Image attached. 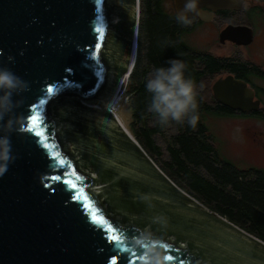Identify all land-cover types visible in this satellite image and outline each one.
<instances>
[{"label": "water", "instance_id": "obj_1", "mask_svg": "<svg viewBox=\"0 0 264 264\" xmlns=\"http://www.w3.org/2000/svg\"><path fill=\"white\" fill-rule=\"evenodd\" d=\"M246 2L198 0L188 15L209 23ZM185 3L175 0L177 15ZM139 25L140 0H0V69L27 82L12 105L0 100V138L14 157L0 177V264H141L143 235L169 264H264V241L177 188L107 110L134 69ZM253 38L230 24L219 39ZM213 94L260 108L232 75Z\"/></svg>", "mask_w": 264, "mask_h": 264}, {"label": "trees", "instance_id": "obj_2", "mask_svg": "<svg viewBox=\"0 0 264 264\" xmlns=\"http://www.w3.org/2000/svg\"><path fill=\"white\" fill-rule=\"evenodd\" d=\"M251 1H257L264 7V0ZM165 2L141 0L137 59L126 86L127 106L132 112L131 132L153 160L161 159V163L154 161L168 176L179 180L182 186L200 198L203 194L212 197L216 192L212 187L217 184L207 181L201 173L204 170L210 173L218 171L212 162L223 159L208 124L209 117L221 116L216 108L218 102L212 86L225 71L235 72V63L244 65V62L219 58L209 52H198L188 43L191 28L183 26L177 21L176 15L168 13ZM249 10L247 4L241 14ZM238 14L225 12L222 15L236 23L234 16ZM259 14L262 13L259 11ZM242 22L251 24L247 18ZM169 59L183 61L186 65L185 77L192 79L197 86L199 120L195 128L189 126L186 120L182 124L171 121L161 126L157 116L148 111L152 94L147 91L146 82L155 69L170 67L167 64ZM168 128L175 132L170 135L166 131ZM156 136H162L167 145L169 158L166 160L163 159L165 152L156 144ZM226 170L237 168L228 163ZM249 172H255L254 182H249L247 186L250 188L243 195L235 193L233 198L217 201L218 206H229L228 210H217L238 227L264 241V172L255 168L249 169ZM195 176L198 179L194 180ZM208 205L213 207L209 202Z\"/></svg>", "mask_w": 264, "mask_h": 264}, {"label": "clouds", "instance_id": "obj_3", "mask_svg": "<svg viewBox=\"0 0 264 264\" xmlns=\"http://www.w3.org/2000/svg\"><path fill=\"white\" fill-rule=\"evenodd\" d=\"M197 4L198 0H186L185 7L176 17L177 21L185 27L190 26L192 19L188 14L197 13ZM167 64L170 67L155 69L146 82L145 87L152 94L148 111L157 116L161 126H166L171 121L182 124L186 120L189 126L195 128L199 120L197 86L192 79L185 77L186 65L183 61L169 59ZM20 84L24 85L22 90L27 88V82L22 81L10 70L0 69V91L4 93L0 100L12 105L13 92L17 91ZM116 106L112 101L107 105V110L113 111ZM0 119H3L2 115ZM10 153L9 137L0 138V177L8 171V165L14 161ZM136 244L144 249L141 264H169L166 249L161 248L159 241L143 235L136 239Z\"/></svg>", "mask_w": 264, "mask_h": 264}, {"label": "flooded vegetation", "instance_id": "obj_4", "mask_svg": "<svg viewBox=\"0 0 264 264\" xmlns=\"http://www.w3.org/2000/svg\"><path fill=\"white\" fill-rule=\"evenodd\" d=\"M169 1L170 0H166V2H165L166 10L168 8ZM171 1H172L174 10L172 13H170L168 10H167V12L177 16V12H176V8H175V0H171ZM247 4H249V6H250L249 11L253 10V8L260 10V12L262 13L260 15L264 21V10H263L264 8H262V7L256 8L258 5L251 4L250 1L247 0V2L244 4L243 9L245 8V6ZM259 6H262V5H259ZM243 9L240 12H230V11L218 12L215 14L213 21L209 22V23H204V22H201L197 19L192 20V24L189 26V28H191V31H192L191 33H194L198 26H204L205 24H211L214 21H218L220 24L227 22V23H231L233 25H240V23H234L233 20H229L228 19L229 17H224L222 14L225 12H228L229 14L241 13V12H243ZM140 19H141V17H140ZM228 25H230V24H228ZM242 25H248V26L252 27V29L254 31V38H253L252 43H250L249 45H237V44H235L233 42H229V41H227L225 43H221L220 39H219V42H220L219 45L220 46H226L227 44H229L233 47V51L227 52V54L225 56H218V57L223 58V59H234L238 62L242 61V62H244V65H239V64L235 63V66L233 67L235 69V72L225 71L224 73H222L218 77L217 80L225 79L226 77L232 75L237 80H241V81L247 83L248 87L254 92L255 101L260 102V108L258 110H252V111L244 112V111H240V110L230 108V107H228V106H226V105H224L218 101H217L218 106L216 108L218 109L219 114L221 115L222 118L257 120L261 123L262 122L264 123V54H262V53L254 54V55H257L259 59L256 58L254 55H253V59H252V56L247 57L244 54V52L249 53V51H252V49H256L258 36H257L256 30H255V26L252 23L251 24L244 23ZM225 28H222L221 31L219 32V38H220L221 32ZM138 35H139V33H138ZM125 53H127L129 55V53H130V46L129 45H128L127 49L125 50ZM137 53H138V48H137ZM127 54H124V55H127ZM120 58H121L120 54L116 55L117 61L120 60ZM212 92H213V86H212ZM255 142H257V141L255 140ZM256 146L260 147V148H258L259 149L258 152L263 156L264 155V139L259 141V143H257ZM218 148L221 152L223 159L212 162V165H214L219 170L215 171L213 173H210L206 170H204V172H201L207 181L209 180L214 185L217 184L215 187H212L213 190L216 191L215 196L211 197L210 195L203 194L202 198H200V197L194 195L191 192V190L190 191L187 190L184 185L182 186V184H180L179 180H176V179L172 178L171 176H168L164 171L163 172L168 176V178L174 183V185L177 188L181 189L182 191H184L185 193H187L191 197L195 198L201 205H203L209 211H212V212L218 214L219 216L224 217L225 219H227L229 221L230 218L228 216L219 213L217 210L220 208H223V210H228L229 206H226V204L224 205V207L218 206L217 201H221V199H223V198L226 200L229 198H233L235 193H241V195H243L250 188V187H247L248 183L254 182L253 178L255 177V172L251 173V172H249V169L255 168V169L262 170L263 172H264V169H262L261 167H258V166H256V167L250 166L249 168H244V169L240 168L232 160L227 158L222 153L220 147H218ZM228 163H231L232 167L237 168V170H226V166ZM196 179H198V177L195 176L194 180H196ZM225 183L231 184V186H227ZM208 202L212 204V206H213L212 208L210 207V205H208ZM231 205H233V204H231ZM230 222H231V220H230Z\"/></svg>", "mask_w": 264, "mask_h": 264}, {"label": "rangeland", "instance_id": "obj_5", "mask_svg": "<svg viewBox=\"0 0 264 264\" xmlns=\"http://www.w3.org/2000/svg\"><path fill=\"white\" fill-rule=\"evenodd\" d=\"M250 3L258 5L256 8L263 7V5L257 1L256 2L252 1ZM167 10L170 13H172L174 10L171 0L168 3ZM259 11L260 10L254 9L251 11H247L243 14L239 13L237 16H234V19H237L236 23L244 24L242 21L245 18H247L255 26V30L258 36L257 47L256 49H252V51H249V53L244 52V54L247 57L252 56V59H253V55L256 53L264 54V21L261 15L259 14ZM140 17H141V0H140ZM228 24L231 23L225 22L223 24H220L218 21H214L211 24L198 26L194 33H190L188 35V43L199 52H209L217 56H225L227 52L233 51V47L229 44H227L226 46L219 45L220 43L219 32L221 31L222 28L227 27ZM254 56L258 58L257 55ZM126 86H127V82L125 87L121 90L123 91L125 89V99L123 101H119L113 113L120 118L121 123H123L124 127L132 134L131 132L132 112L128 109L127 106ZM119 90H120V85L118 87L117 92ZM116 94L113 97V99L116 98ZM208 124L210 126L213 135L216 138L217 144H219L222 153L227 158L232 160L238 167L244 169V168H249L250 166H255V167L258 166L264 169V155L262 156L258 152L259 150L258 148L260 147L256 146V144L259 143V141L264 139L263 122L261 123L257 120H246V119H235V118L227 119V118H222L221 116H216V117H209ZM166 131H168L170 135H172L175 132L170 130V128H168ZM255 140L257 142H255ZM155 141L156 144L159 145L161 149L165 152L163 159L166 160L167 158H169L167 153V145L164 142V138L162 136H156ZM154 160L158 161V163H161V159L154 158ZM157 165L158 167H160V169L163 170V168L159 164Z\"/></svg>", "mask_w": 264, "mask_h": 264}, {"label": "built area", "instance_id": "obj_6", "mask_svg": "<svg viewBox=\"0 0 264 264\" xmlns=\"http://www.w3.org/2000/svg\"><path fill=\"white\" fill-rule=\"evenodd\" d=\"M122 89L120 88V90L117 92V94H116V98H114L112 101L114 102V103H116L117 105H118V103H119V101H123L124 99H125V89L123 90V91H121ZM124 96V97H123ZM127 97V96H126ZM111 101V102H112ZM126 101L128 102V98H126ZM117 107V106H116ZM116 107L114 108V110L116 109ZM114 110L113 111H111L112 113L114 112Z\"/></svg>", "mask_w": 264, "mask_h": 264}, {"label": "snow or ice", "instance_id": "obj_7", "mask_svg": "<svg viewBox=\"0 0 264 264\" xmlns=\"http://www.w3.org/2000/svg\"><path fill=\"white\" fill-rule=\"evenodd\" d=\"M97 31L99 32V29H97ZM49 91L51 92L52 89H49ZM113 239H117L116 237H113ZM169 259H171V257H169ZM113 264H115V262H113Z\"/></svg>", "mask_w": 264, "mask_h": 264}, {"label": "bare ground", "instance_id": "obj_8", "mask_svg": "<svg viewBox=\"0 0 264 264\" xmlns=\"http://www.w3.org/2000/svg\"><path fill=\"white\" fill-rule=\"evenodd\" d=\"M137 59V58H136ZM129 80V79H128ZM128 80H126L125 82H128ZM125 82H124V84H125ZM120 119V118H119ZM123 124V123H122ZM123 126H124V124H123Z\"/></svg>", "mask_w": 264, "mask_h": 264}]
</instances>
